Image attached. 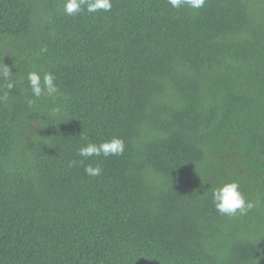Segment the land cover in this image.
Segmentation results:
<instances>
[{"label": "trees", "instance_id": "obj_1", "mask_svg": "<svg viewBox=\"0 0 264 264\" xmlns=\"http://www.w3.org/2000/svg\"><path fill=\"white\" fill-rule=\"evenodd\" d=\"M111 3L0 0V264H264V0Z\"/></svg>", "mask_w": 264, "mask_h": 264}, {"label": "clouds", "instance_id": "obj_2", "mask_svg": "<svg viewBox=\"0 0 264 264\" xmlns=\"http://www.w3.org/2000/svg\"><path fill=\"white\" fill-rule=\"evenodd\" d=\"M206 0H167V3L174 9L189 8L192 10H198L205 5ZM112 8L111 0H64L63 11L66 15L72 16L87 12L88 14L97 13L99 11L109 12ZM2 74L5 79L10 77V70L7 66H4ZM29 87L31 88L32 95L39 98L43 95H54L58 89L54 83V76L50 73L41 75L35 71L30 72L27 75ZM7 87L11 88L12 84L9 83ZM58 109H53V112ZM124 151V141L120 138L113 137L109 141H105L99 144L87 143L85 146L80 147L77 151V155L84 159L89 157H99L103 155L105 158L111 155H120ZM78 161L72 160L69 162V166H76ZM83 163V161H79ZM85 173L90 176H98L101 174L102 169L97 166L93 167L88 165L84 169ZM213 204L216 210L223 215L234 216L238 212L243 214L248 209L252 208L251 203H246L237 183H226L216 188L213 193Z\"/></svg>", "mask_w": 264, "mask_h": 264}]
</instances>
